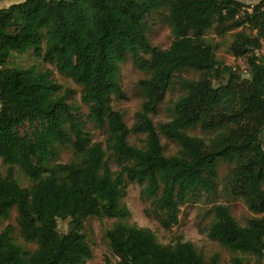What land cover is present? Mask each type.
Segmentation results:
<instances>
[{
  "label": "trees",
  "instance_id": "trees-1",
  "mask_svg": "<svg viewBox=\"0 0 264 264\" xmlns=\"http://www.w3.org/2000/svg\"><path fill=\"white\" fill-rule=\"evenodd\" d=\"M10 1L0 9V162L8 166L0 175V225L15 210L19 237L36 250L15 245L7 226L0 233V264H86L92 252L84 222L128 219L121 204L127 182L141 187V199L151 201L161 227L170 230L190 196L214 192L218 161L233 165V196L260 217L241 226L227 206L214 205L208 238L237 255L232 264H264V55L258 54L264 0H250L257 2L250 11L239 0ZM161 10L173 38L165 50L151 46L145 28L146 18ZM229 21L249 29L235 33L230 46L234 58H246L245 73L218 61L205 39ZM29 51L81 88L87 119L105 129L104 146L84 130L80 108L68 103V91L61 95L49 70L8 66L12 54ZM129 56L147 76L138 82L145 100L131 127L111 106L113 98L126 99L119 77ZM186 71L198 78L178 75ZM174 85L183 94L170 120L155 126L151 116ZM26 124L33 132L22 136ZM195 130L203 137L188 133ZM132 134L144 135V145H130ZM160 136L177 145L175 155H164ZM64 147L72 159L51 164ZM15 168L29 189L15 181ZM59 221H68L64 234ZM105 238L115 261L105 257L104 264H218L189 242L162 245L136 225L116 223Z\"/></svg>",
  "mask_w": 264,
  "mask_h": 264
},
{
  "label": "rangeland",
  "instance_id": "rangeland-1",
  "mask_svg": "<svg viewBox=\"0 0 264 264\" xmlns=\"http://www.w3.org/2000/svg\"><path fill=\"white\" fill-rule=\"evenodd\" d=\"M244 4V9L250 11V7L257 3L250 0H239ZM13 4L10 0H4L0 3V9L7 8ZM242 13L238 14V17ZM166 10H161L152 13L146 18L145 28L148 41L152 47L165 50L173 40L170 28L165 22ZM249 33L246 26L238 27L235 22L229 21L217 29L213 28L205 33V39L214 47L216 59L222 64L240 69L243 73L247 71L246 58H234L230 53V46L233 42V37L237 32ZM254 34V33H253ZM260 55H264V42H262ZM8 66L19 70L28 67H34L38 72L49 70L51 78L54 82L61 86V95L65 91L70 93L68 103L71 106L79 107L80 111L77 118L83 123V128L88 132L93 142L102 143L105 145L106 132L105 129H98L94 124L87 119L88 108L81 103V88L72 83L66 76L58 74L54 66L43 63L40 59L36 58L34 54L29 51L24 54H12ZM186 79L196 80L198 74L186 71L178 74ZM247 77L246 74H244ZM147 76L139 72L133 65L131 57L127 58L125 64L121 65V73L119 82L122 90L126 96L125 100H117L113 98L112 108L114 111L122 114L123 120L128 127L134 123V115L138 112L144 102V96L138 86V82L146 79ZM179 87L172 86L165 95L164 101L159 105L157 114L151 116L155 126L167 122L171 118L170 110L174 102L182 95ZM33 132V127L28 124L19 128V133L24 136ZM190 135L203 137V134L198 131H188ZM144 135H130L128 143L135 147L144 145ZM160 142L164 147L165 156H173L177 153L178 147L174 142L167 141L164 137L160 136ZM264 149V140L262 142ZM72 159V150L69 147L57 148L56 155L51 159L50 163H67ZM106 160L112 170L117 173L118 167L113 162L111 155L108 153ZM217 179L215 181L216 187L212 194L206 195L203 192H197L189 197L188 202L181 207L179 213V223L176 227L170 230H164L159 222V217L156 215L155 208L151 201L141 199V187L136 183H126L125 196L121 200V204L125 205L129 212L130 217L126 220H108L89 218L84 222L83 234L92 252V259L86 264H104V258L109 257L115 261L111 255L108 241L105 234L116 223H123L128 225H136L139 228L149 230L156 238L157 242L162 245H174L178 240L191 243L197 252L201 253L207 262L217 258L218 264H232V258L237 255L231 254L228 250L219 246L216 242L208 238V231L214 222V214L212 207L217 204L225 205L229 208L232 217L236 222L244 226L246 221L251 218H259L260 215H254L249 212L239 198L232 194L231 190V169L233 165L223 161L216 163ZM8 166L0 162V175L5 176ZM14 179L22 188L29 189L31 183L23 175V173L15 168ZM11 226L13 229L12 240L13 243L19 246L23 251L32 254L36 250L35 243H26L18 233L16 222V212L12 210L8 220H1L0 233L5 227ZM68 230V221L58 222V231L60 234L66 233ZM244 261L251 260L244 257Z\"/></svg>",
  "mask_w": 264,
  "mask_h": 264
}]
</instances>
